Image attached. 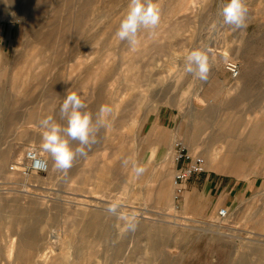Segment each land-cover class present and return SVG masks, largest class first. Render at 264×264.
Here are the masks:
<instances>
[{"label": "rangeland", "instance_id": "rangeland-1", "mask_svg": "<svg viewBox=\"0 0 264 264\" xmlns=\"http://www.w3.org/2000/svg\"><path fill=\"white\" fill-rule=\"evenodd\" d=\"M154 3L160 23L141 29L133 48L116 36L129 0H0V264H25L8 249L28 207L43 214L44 235H59L51 249L41 245L54 253L48 264H264V0H246L242 29L222 24L226 0ZM195 49L210 58L207 82L185 72ZM68 92L94 124L101 105L112 112L65 174L41 150L39 121L53 114L66 125L58 114ZM3 108L19 115L12 125ZM176 139L206 161L178 198ZM27 148L46 159L45 172L19 171ZM110 203L135 214V231L106 211ZM33 259L40 264H26Z\"/></svg>", "mask_w": 264, "mask_h": 264}, {"label": "clouds", "instance_id": "clouds-1", "mask_svg": "<svg viewBox=\"0 0 264 264\" xmlns=\"http://www.w3.org/2000/svg\"><path fill=\"white\" fill-rule=\"evenodd\" d=\"M249 9L246 0H226L221 16L222 24L232 26L234 29H242L246 26ZM160 7L154 0H129L126 16L121 21L116 36L121 41H127L133 48L138 45V32L141 29L154 30L160 23ZM211 70V62L205 51L200 49L191 50L185 59V72L192 74L195 78L207 82ZM86 109L83 99L76 92H68L59 108V115L66 120V125L57 122L52 115H48L39 121L42 143L41 150L48 153L53 162L54 168L63 173L73 166L77 155L86 157V149L96 143L95 133L100 127L106 126L107 117L111 114L112 108L109 105H101L99 119L93 123L92 114ZM70 141H78L79 146L73 148ZM33 166L40 169H47V162L41 160L36 150L30 149L27 152ZM125 165L128 163L124 161ZM137 177L146 171L144 166H133ZM118 203H110L106 211L124 221L127 231H135L138 219L135 214L129 215L119 211Z\"/></svg>", "mask_w": 264, "mask_h": 264}, {"label": "bare ground", "instance_id": "bare-ground-1", "mask_svg": "<svg viewBox=\"0 0 264 264\" xmlns=\"http://www.w3.org/2000/svg\"><path fill=\"white\" fill-rule=\"evenodd\" d=\"M15 1H17V0H15ZM13 2V1H12ZM28 3V2H27ZM54 3V2H53ZM12 5H13V3H12ZM29 5V4H28ZM11 7V6H10ZM13 7H15V5H13ZM13 7L11 8L12 10H13ZM26 8V7H25ZM21 9V8H20ZM23 9V8H22ZM28 9V8H27ZM35 9H33V11H34ZM41 10V9H40ZM33 11H31V13L33 12ZM22 13H23V11H21ZM27 12H29V11H27ZM35 12V11H34ZM38 12V11H37ZM25 13V12H24ZM36 14V13H35ZM35 14H32L33 16L35 15ZM24 15V14H23ZM31 15V14H30ZM31 15V16H32ZM26 16V15H25ZM35 17V16H34ZM33 17V18H34ZM36 17H37V15H36ZM32 18V19H33ZM36 19V18H35ZM24 21V20H23ZM58 21V20H57ZM75 21H76V19H75ZM29 22H31V20H29ZM24 23V22H23ZM22 23V24H23ZM33 23V22H32ZM28 24V23H27ZM31 24V23H30ZM29 24V25H30ZM34 24V23H33ZM59 24V23H58ZM29 25H27V26H29ZM33 26V25H32ZM36 27V26H35ZM30 28V27H29ZM41 28V27H40ZM45 28V27H44ZM31 29V28H30ZM25 30V29H24ZM23 30V31H24ZM28 30V29H27ZM33 34V33H32ZM20 36H22V35H20ZM36 36V35H35ZM22 38V37H21ZM28 38V37H27ZM26 42V41H25ZM23 44L25 45V43L23 42ZM58 59V58H57ZM14 60V59H13ZM264 88V87H263ZM247 92V91H246ZM245 92V93H246ZM245 93H240L241 95H242V97H243V95L245 94ZM254 93H256V92H254ZM252 94V93H251ZM237 95V94H236ZM254 95V94H253ZM246 96H248V94H246ZM246 96L245 97H243V98H246ZM12 97V96H11ZM235 97H237V96H235ZM250 97V96H249ZM248 97V98H249ZM251 97H253V96H251ZM247 98V99H248ZM259 99V98H258ZM10 100V99H9ZM238 100V99H237ZM237 100H235V101H237ZM257 100V99H256ZM255 100V101H256ZM243 102H245V100H242ZM246 101H250V100H246ZM8 102H11V101H8ZM239 102V101H238ZM254 102V101H253ZM249 103H251V102H248V104ZM32 104V103H31ZM246 104V103H245ZM8 105H11V103L10 104H8ZM239 106H240V104H238ZM244 105V104H243ZM9 107V106H8ZM4 109V108H3ZM5 110V109H4ZM19 110V109H18ZM1 111V110H0ZM9 109H7V112H8V114H7V116H5V118L7 117V120L8 121H11V124L10 125H12V122H13V120L15 119V118H17V115H15V113H13V112H11V113H9ZM13 111V110H12ZM53 111V110H52ZM55 111H57L56 109H55ZM55 111H53V112H55ZM5 112H6V110H5ZM6 112V113H7ZM16 112V111H15ZM32 112H33V110H32ZM20 113V112H19ZM3 114H4V112H3ZM21 114H22V112H21ZM20 114V115H21ZM30 114H31V112H30ZM1 115V114H0ZM24 115V114H23ZM26 115V114H25ZM37 115V114H36ZM38 115H39V113H38ZM53 115V114H52ZM59 115V114H58ZM19 116V115H18ZM41 116V115H40ZM45 116V115H44ZM60 116V115H59ZM25 117V116H24ZM54 117V116H53ZM22 118V117H21ZM41 118V117H40ZM2 120V119H1ZM22 121H23V118L21 119ZM21 120H20V122H21ZM24 120H26V118L24 119ZM28 120V119H27ZM15 121V120H14ZM33 121H35V120H33ZM26 122V121H25ZM22 123V122H21ZM228 123V122H227ZM13 124H15V122L13 123ZM200 128H201V126H200ZM216 137V136H215ZM210 138V137H209ZM217 138V137H216ZM193 139V138H192ZM195 139V138H194ZM210 140H212L211 138H210ZM214 140H215V138H214ZM217 140V139H216ZM195 141V140H194ZM73 142V141H72ZM217 142V141H216ZM72 144V143H71ZM200 145V144H199ZM191 146V145H190ZM217 151H219L218 149H215V152H217ZM217 154V153H216ZM77 156H79V155H77ZM76 156V157H77ZM216 156V155H215ZM70 170H71V168H70ZM69 170V171H70ZM68 171V172H69ZM1 208V207H0ZM1 210V209H0ZM6 212V211H5ZM18 212V211H17ZM19 214V213H18ZM17 214V215H18ZM11 215H13V213L11 214ZM20 221H21V225L19 226V228H17L18 230L17 231H15V230H12V232H10L9 233V240H10V244H9V249H8V251H9V254H11L12 253V251H13V248L15 247V251H13V253H15V256H14V259L15 260H18V261H21L22 263H27L28 261H30V259H32V258H36L37 257V259H35V260H37L38 261V263H40V264H44L45 262L43 261V259H45L47 256H45V255H48L49 253H51V252H53L52 250H50L51 252H49L48 254H47V252L48 251H46V252H43V248H41V245H43V243L45 242V243H47L46 244V246L48 247V248H50L51 249V244H52V241L55 243V242H58V239H59V235H57L56 233H55V231L54 230H50V231H46L45 233V235L39 230V228H38V225H40L41 223H42V221H44V218H43V214L42 213H40V211L39 210H37L36 208H34V207H32V208H29L28 207V209H21V211H20ZM19 216H18V218H19ZM52 216V215H51ZM50 216V217H51ZM2 217H3V215H2ZM1 217V218H2ZM46 217V216H45ZM53 217V216H52ZM9 218H11V217H9ZM15 218H16V216H15ZM54 218V217H53ZM55 219V218H54ZM53 219V220H54ZM51 220V219H50ZM72 221V220H71ZM97 221V220H96ZM95 221V222H96ZM79 222H80V220H79ZM82 223V222H81ZM81 223H79V224H81ZM96 223H98V222H96ZM15 224V223H14ZM54 224V223H53ZM78 224V225H79ZM83 224H84V222H83ZM90 224H92L91 222H89V224H88V226H90ZM96 225V224H95ZM94 225V226H95ZM91 226H93V224L91 225ZM42 227V226H41ZM83 227H84V225H83ZM44 228V227H43ZM85 228H86V226H85ZM73 229V228H72ZM104 230V229H103ZM62 231V230H61ZM63 233V232H62ZM97 233V232H96ZM68 234V233H67ZM68 235H70V233L68 234ZM72 235V234H71ZM86 234H84V236H85ZM80 237H81V235H79ZM71 237H73V236H71ZM4 238H5V236H4ZM15 238H16V244H14V240H15ZM83 238V237H82ZM8 239V238H7ZM70 239V238H69ZM72 239H74V238H72ZM80 240H81V238H80ZM83 240H84V238H83ZM2 241H4V240H2ZM1 241V242H2ZM69 242V244H70V246H71V243H70V241L71 240H68ZM74 241V240H73ZM75 241H76V239H75ZM74 241V242H75ZM82 241V240H81ZM86 241V240H85ZM0 242V243H1ZM78 242V241H77ZM80 242V241H79ZM73 243V242H72ZM84 243V242H83ZM123 243V242H122ZM121 243V244H122ZM64 244V243H63ZM69 244L67 245V247L69 246ZM86 244V243H85ZM85 244H83V246L85 245ZM121 244H119V246H121ZM4 245V244H3ZM73 245V244H72ZM75 245V244H74ZM80 245V244H79ZM118 245V244H117ZM45 246V247H46ZM55 246H56V244H55ZM61 246H62V243H61ZM76 246H78V245H76ZM81 247H82V245H80ZM85 248H87L86 246H84ZM83 247V248H84ZM123 247V246H122ZM3 248V247H2ZM70 248V247H69ZM79 248V247H78ZM82 248V249H83ZM118 248V247H117ZM81 249V248H80ZM116 249V248H115ZM49 250V249H48ZM53 250H55V249H53ZM64 250H66V247L64 248ZM69 251H70V249H68ZM74 250L76 251V249H75V246H74ZM122 250V249H121ZM71 251H72V248H71ZM116 251H119L118 249L116 250ZM66 252V251H65ZM64 253V252H63ZM118 253V252H117ZM52 254V253H51ZM54 254V253H53ZM52 254V256H54ZM66 256H68V252H67V254L66 253H64ZM71 254V253H70ZM76 254V253H75ZM58 255H60V254H58ZM51 256V257H52ZM72 256V255H71ZM70 256V257H71ZM63 257V256H62ZM118 257V256H117ZM117 257H116V259H117ZM48 258H49V256H48ZM119 258V257H118ZM47 259V258H46ZM45 259V260H46ZM71 259H72V257H71ZM71 259H70V261H71ZM65 260V259H64ZM33 261H34V259H33ZM42 261V262H41ZM66 261V260H65ZM82 261V260H81ZM80 261V262H81ZM75 262H76V260H75ZM32 263H35V261L34 262H32ZM70 263V262H69ZM36 264V263H35ZM45 264H48L47 262L45 263ZM71 264V263H70ZM73 264V263H72Z\"/></svg>", "mask_w": 264, "mask_h": 264}, {"label": "built area", "instance_id": "built-area-1", "mask_svg": "<svg viewBox=\"0 0 264 264\" xmlns=\"http://www.w3.org/2000/svg\"><path fill=\"white\" fill-rule=\"evenodd\" d=\"M226 68L233 77H236L239 74V64L234 60H228L226 63ZM30 149L27 148L24 152L22 158V166L20 167V172L23 174L31 173H43L46 170H40L33 166V161L29 160L27 157V152ZM35 150V149H34ZM38 153V152H37ZM41 160L46 161V159L40 155ZM173 157L175 161V170L173 175L174 182V198H178L184 191L187 181L195 175L202 174L206 172V161L202 154H193L189 152V149L185 145L182 139H176L173 144ZM47 162V161H46ZM48 166V165H47ZM219 214L224 216L227 214V209L222 208L219 210Z\"/></svg>", "mask_w": 264, "mask_h": 264}, {"label": "crops", "instance_id": "crops-1", "mask_svg": "<svg viewBox=\"0 0 264 264\" xmlns=\"http://www.w3.org/2000/svg\"><path fill=\"white\" fill-rule=\"evenodd\" d=\"M195 139H192V143L193 144H195V145H198L199 146V144H200V140H198V137L196 138V137H194ZM195 140V141H194ZM204 148V147H203ZM212 152V147H211V149L210 148H208L207 146H206V148H205V152L206 153H208V152Z\"/></svg>", "mask_w": 264, "mask_h": 264}]
</instances>
